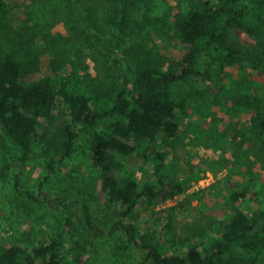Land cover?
Wrapping results in <instances>:
<instances>
[{
	"label": "rangeland",
	"instance_id": "rangeland-1",
	"mask_svg": "<svg viewBox=\"0 0 264 264\" xmlns=\"http://www.w3.org/2000/svg\"><path fill=\"white\" fill-rule=\"evenodd\" d=\"M10 1L16 6L13 25L17 30L35 28L39 34L56 37L74 59L91 66L94 77L105 87L113 80L115 49L117 63L131 86L138 63L145 58L163 71L179 72L186 46L172 36L168 24L199 0H129L128 22L120 39L110 24L116 15L112 0ZM86 28L89 32H84ZM255 43L253 36L231 27L227 45L235 44L242 53L239 63L226 68L220 85L197 77L172 85V98L184 101L185 107L180 110L177 143L165 172L175 179L193 172L202 177L186 193L158 203L160 215L142 210L141 241H153L161 234L178 242L195 233H211L228 217L230 190L246 189L247 211L263 208L264 135L255 119L264 115V73L250 63ZM106 48L112 49L111 55ZM48 60V54L42 56L41 70L33 73L32 79L47 74ZM237 93L258 96L261 109L235 102ZM63 121L59 117L57 123ZM55 132L53 126L45 136L40 133L32 156L23 160L21 147L0 126V240L7 237L32 243L64 231L66 247L79 252V264H151L146 250L138 248L121 230L113 229L119 210L103 195L87 148L95 129L83 127L77 151L65 159L55 156L52 171L45 150ZM131 163L141 177L154 170V165L142 159ZM192 194L196 196L191 198ZM172 206L179 209L167 227L165 216ZM233 257L236 264H254L253 254L246 250L238 249Z\"/></svg>",
	"mask_w": 264,
	"mask_h": 264
},
{
	"label": "trees",
	"instance_id": "trees-1",
	"mask_svg": "<svg viewBox=\"0 0 264 264\" xmlns=\"http://www.w3.org/2000/svg\"><path fill=\"white\" fill-rule=\"evenodd\" d=\"M112 1L116 15L110 24L120 39L127 26L130 3ZM15 9L12 1L0 0V126L21 147L22 159L32 156L40 133L45 136L54 126V140L45 150L53 171L55 156L65 159L77 151L82 128L95 129L87 148L91 165L98 170L103 195L119 210L113 229L121 230L138 248L146 250L151 264H236L233 255L238 249L252 253L254 264H264V206L247 211L245 188L228 192V217L211 233H195L178 242L161 234L153 241L140 240L142 210L160 215L158 203L186 193L202 177L193 172L175 179L165 172L177 143L180 110L185 107L184 101L172 98V85L191 77L220 85L226 68L239 63L242 53L235 44L227 45L231 27L254 37L250 63L264 73V0L192 3L188 12L177 13L168 24L172 36L186 46L179 72L163 71L145 58L139 61L131 86L117 63L115 49L113 65L111 62L113 80L105 87L96 80L91 66L74 59L56 37L39 34L35 28L17 30L13 25ZM94 39L101 42V38ZM106 50L112 54L111 48ZM45 54L49 55L47 74L32 79L31 75L41 70ZM234 99L261 109L258 96L237 93ZM59 117L64 121L58 124ZM255 120L264 135V115ZM136 159L154 165L151 174L144 172L139 176L131 163ZM195 196L192 194L191 198ZM68 209L71 211L69 206ZM178 209H167V227ZM86 217L92 226L89 212ZM71 222L70 213L67 223ZM66 246L64 231L32 243L3 237L0 264H79V252Z\"/></svg>",
	"mask_w": 264,
	"mask_h": 264
}]
</instances>
